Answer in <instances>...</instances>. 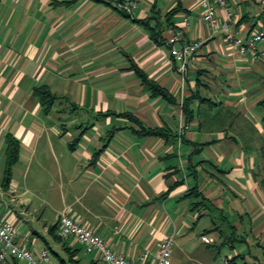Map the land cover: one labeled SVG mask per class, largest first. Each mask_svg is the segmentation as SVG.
Listing matches in <instances>:
<instances>
[{
	"label": "crops",
	"instance_id": "0c3cea01",
	"mask_svg": "<svg viewBox=\"0 0 264 264\" xmlns=\"http://www.w3.org/2000/svg\"><path fill=\"white\" fill-rule=\"evenodd\" d=\"M115 4L118 9L101 0H0V151L7 134L22 148L9 187H0V217L21 229L16 240L33 250L51 244L64 249L49 227L67 212L125 258L147 254L150 260L172 235L174 249L196 252L202 262H210V249L230 242L232 225L238 240L225 244L232 254L264 264V58L241 56L224 31L212 33L201 18L200 0ZM232 11L235 37L245 43L264 15L260 20L251 2ZM137 20L149 21L163 41H154ZM180 28L183 44L202 42L183 74L167 44L169 31ZM132 64L176 103L151 97ZM41 85L59 98L48 115L32 96ZM195 89L212 103L192 101L194 116L187 121L182 104ZM125 112L147 127H168L174 136H139L127 118L115 115ZM39 152L59 162L67 186L52 205L54 222L38 219L40 233L34 227L24 231L21 219L29 213V199H21L30 190L25 180L32 162L43 161ZM191 188L205 199L198 210L184 198ZM11 202L23 211H13ZM66 244L81 264H104L72 238Z\"/></svg>",
	"mask_w": 264,
	"mask_h": 264
},
{
	"label": "built area",
	"instance_id": "2783aa9c",
	"mask_svg": "<svg viewBox=\"0 0 264 264\" xmlns=\"http://www.w3.org/2000/svg\"><path fill=\"white\" fill-rule=\"evenodd\" d=\"M243 2H251L259 7L260 15L264 14V0H200L203 7L201 18L208 28L214 33L218 28L225 32V41L232 48H235L241 56L249 54L253 60L264 58V48L258 49V43L264 40V23L260 21L256 28L250 33L245 43L235 37L233 20L235 14L234 6ZM131 7H135L134 4ZM188 26L184 22L185 28ZM184 32L180 29L169 31L167 44L170 53L176 63L178 72L184 73L188 62L201 48V41H194L183 44ZM57 234L62 239H73L75 242L85 246V252L94 253L96 259L104 264H171V257L174 248V238L172 235L166 236L158 245L156 254L149 260L147 254L141 255L137 259L125 258L112 251L108 243L97 237L94 231L86 225L81 224L67 212H62L57 216ZM18 235L14 223L3 220L0 217V264H53L47 249H31L26 243L18 242ZM201 240L209 243L208 236H201ZM15 261V262H14ZM225 264H232L230 258L224 260Z\"/></svg>",
	"mask_w": 264,
	"mask_h": 264
},
{
	"label": "trees",
	"instance_id": "16d2710c",
	"mask_svg": "<svg viewBox=\"0 0 264 264\" xmlns=\"http://www.w3.org/2000/svg\"><path fill=\"white\" fill-rule=\"evenodd\" d=\"M76 1H78V0H72V2H76ZM101 1H105L108 4L113 5L116 9H118L119 6L116 5L115 3L120 4L121 7H123L122 5L125 4V0H115V2H114V0H101ZM128 1H132V0H128ZM171 14H172V12H171ZM259 19L261 20V15H260ZM137 23L144 26L148 30V32L151 33V37L154 41H156L157 43H160L163 41L161 34L158 31V29L155 27H151L149 21L137 20ZM255 27L256 26H254V28ZM254 28H252L251 31ZM131 69L134 71L136 76L141 80L144 88L148 92H150L151 97H156V98L160 97V98L168 101L169 103H176V99L173 97V95L166 88L160 86L155 81L149 79L148 76L146 75V73L141 70V68H139L135 64H132ZM197 83H200L199 79L197 80ZM197 85L199 86V84H197ZM32 96L38 100L39 104L42 107L43 112L46 115H48L53 110V107H54L56 101L59 99L51 91L50 87L47 85H41V86L35 87L34 91L32 93ZM195 99H201V103L211 102L210 99L205 98L200 94L199 89L193 90L192 96L187 98L182 104L183 113H184L187 121H190L194 116V112H193L192 107H191V102L194 101ZM72 105L74 106V103H72ZM260 105L263 106V108H264V99L260 101ZM111 114L108 113L105 115H111ZM115 115L117 117L127 118L134 125L131 127L132 130L134 131V133H136L139 136H143V137L144 136H153V137H165V138L174 136L173 132L168 127L165 128V127H147V126H145L132 113L125 112V113H120V114H115ZM262 123H263V128H264V116L262 117ZM80 137H81V135L78 136L75 139V141H79ZM70 145L72 146V148L75 146L74 142H71ZM21 149H22L21 143L14 135L7 134L5 136V164H4V169H3V181H2L3 187H5V188L9 187V185L11 183L12 175H13V168L20 162ZM101 151L102 150L97 151L95 153L93 162H95V159L98 157V155ZM178 184L179 183H175V184L171 185L169 187L168 192H166L163 195L164 196L168 195V193ZM184 198H189L192 200L191 206H192L193 210H198L206 204L205 199L203 198L202 194L200 192H198L196 188L189 189L188 192L185 194ZM223 219H225V217H223ZM230 227L232 229L231 234L228 235L230 242H226L223 245H225V244L233 245L238 240L234 226L230 225ZM216 229H219V226L216 227ZM57 230H58L57 223L55 225L49 227V231L53 235L54 239L56 241H58L59 243L60 242L63 243V248L65 249V251L69 255L68 260L61 259V264H81L80 260H76L74 258L75 253L77 251H75L71 247L67 246V244H66L67 239H62L61 237L58 236L57 233L55 234V232ZM211 231L212 230H210L209 232H211ZM205 233H208V232L205 231ZM243 241L244 240H240L239 243H243ZM220 247H218L217 249H220ZM227 258H229V257H227ZM237 258L243 259L239 255H237L235 257L230 258L231 263L237 264L236 263ZM12 264H18V263L12 262ZM91 264H93V263H91ZM244 264H247V263H244ZM252 264H258V263H252Z\"/></svg>",
	"mask_w": 264,
	"mask_h": 264
},
{
	"label": "rangeland",
	"instance_id": "374dc122",
	"mask_svg": "<svg viewBox=\"0 0 264 264\" xmlns=\"http://www.w3.org/2000/svg\"><path fill=\"white\" fill-rule=\"evenodd\" d=\"M260 80L263 82L264 72L260 71ZM261 92H264V86L261 89ZM48 141L43 143V148L46 147ZM42 148V149H43ZM38 155L41 157L43 161L34 160L31 165L30 173L25 180V184L29 187V192L24 194L21 199L24 202L29 199V202H26V208L28 209L29 213L26 216H23L21 219L23 221L22 227L23 230H31L32 227L39 233L43 231V226L38 222V219H43L44 221H49L50 223L54 222V212L52 205L57 203V199H60L61 192H63L67 186L65 185L64 181L58 175V161L54 159L51 155L47 160H44V153L39 152ZM61 159V157H58ZM5 164V147L3 151H0V187H3V169ZM20 164V162L18 163ZM18 164L16 166H18ZM15 166V167H16ZM15 167L13 170H15ZM46 169V170H45ZM16 171V170H15ZM12 175V178L14 176ZM16 179L18 181H23L22 175L17 171ZM12 181V180H11ZM65 187V188H64ZM21 193V191L19 192ZM26 199V200H25ZM13 211L16 213H20L23 211L24 207L21 206L19 203L11 202ZM4 206L1 208V211H4ZM19 235L22 234L21 229H18ZM41 247H46V243L44 240H40ZM49 247V246H48ZM49 255L53 261V264H61V259L68 260V253L65 249L57 245L51 244V248L48 249ZM210 262L208 261H200L199 258L196 256V252H192L186 254L185 252L182 253L179 249L173 248V253L171 257V264H225L223 260L228 257L230 254L231 257H235L232 253V250L229 249L227 245H222L221 249L212 248L208 251ZM90 259V258H89ZM251 260L250 258H248ZM248 264H252L250 261H247ZM237 264H244V261L241 258L236 259Z\"/></svg>",
	"mask_w": 264,
	"mask_h": 264
}]
</instances>
